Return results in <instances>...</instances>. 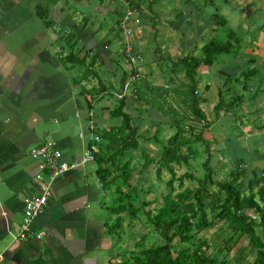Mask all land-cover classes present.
Instances as JSON below:
<instances>
[{
  "label": "crops",
  "instance_id": "1",
  "mask_svg": "<svg viewBox=\"0 0 264 264\" xmlns=\"http://www.w3.org/2000/svg\"><path fill=\"white\" fill-rule=\"evenodd\" d=\"M40 1L0 0V264H99L85 256L99 243L109 251L108 258L101 260L102 264H108L113 257L121 259L127 244L120 239L111 241L105 227L107 221L101 222L94 211L96 207L104 210L102 200L108 202L109 198L96 177V168L90 165L94 162L80 165L54 181L48 204L33 223L35 233H45L41 240L35 237L26 242L12 239L11 234L17 232L23 216L22 200L39 192L35 177L44 173L39 160L32 158L29 152L51 141L61 152L62 161H80L90 138L89 118L97 129L112 124L109 111L115 103L113 96L122 92L124 78L127 80L133 73H137L139 79L131 85V91L124 94L125 111L132 117L139 135L150 138L155 124L167 121L138 102L134 92L156 86L184 88L183 72H173L169 60H177L188 52L200 56L201 48L209 40L204 43L195 37L191 43L189 30L214 31L217 26L211 16L220 15L214 3L219 4L221 0H128L139 19L130 38L134 52L143 58L137 68L122 53L124 38L118 21L123 8L119 1L46 2L52 23L48 28L37 15ZM238 1L222 0L240 10V4L251 9L250 0ZM71 2L82 12L72 13ZM256 11L263 13V10ZM73 14L81 20L75 22ZM254 23L264 30V22L259 17ZM58 28L60 33L56 32ZM179 29L186 30L185 34H180ZM68 35L73 38L72 49L66 44ZM240 40L248 44L249 39ZM249 43L264 47V35ZM70 51L79 60L84 58L85 64L71 66L63 62ZM236 61L238 69L233 76L220 70L222 80L217 85L213 81L197 85L198 93L205 98V113L206 107L212 108L216 103L218 88H226V79L230 96L243 99L242 104L226 113V117L220 115L204 133V138L214 143L213 169L224 178L238 166L246 177L264 171V50L255 55L246 53ZM86 68L94 75L87 80L82 78ZM248 71L254 73L248 83L235 82ZM200 74L208 75L206 68L201 69ZM75 78L80 79L77 84H73ZM99 81L105 87V95H99L93 110L88 112L80 96L81 86L86 83L88 88L98 86ZM205 85L208 86L206 92ZM108 94L113 96L108 98ZM224 121L229 122L227 130ZM153 168V165L149 167ZM138 181L147 179L137 178L131 185ZM147 184L146 189L151 188V178ZM245 239L243 235L239 241ZM223 240L224 237L220 247Z\"/></svg>",
  "mask_w": 264,
  "mask_h": 264
},
{
  "label": "trees",
  "instance_id": "2",
  "mask_svg": "<svg viewBox=\"0 0 264 264\" xmlns=\"http://www.w3.org/2000/svg\"><path fill=\"white\" fill-rule=\"evenodd\" d=\"M56 2L47 0L51 4ZM36 10L44 26L51 27L47 4L38 5ZM211 20L215 26L226 25L218 13H214ZM72 39L70 35L66 38L71 49ZM227 39L226 42L210 39L201 48L199 57L188 52L177 60H169L173 72L181 70L184 74L183 89L164 86L136 89V100L167 121L155 124V132L150 138L139 135L132 117L125 111L126 99L107 95L108 98L113 96L115 101L109 111L112 124L107 128H96L92 139L86 142V148L90 145L98 148L93 162L96 177L109 197L108 202L102 200L101 203L109 215L105 224L107 234H117L120 239L124 227L134 229L139 223L144 225L145 221L155 233V239L159 241L160 237L161 240L159 244L156 241L150 247H144L143 237L134 243V249L121 255L120 260L110 259L108 264H230V253L243 235L247 236L254 251L251 264H264V171L251 173L252 178L246 181L245 171L238 166L230 170L225 179L219 178L212 166L214 143L204 138L213 123L203 110L205 98L197 91V77L201 69L214 64L217 56L230 54L242 46V41L236 39L232 31ZM62 60L71 66L85 64L84 58L79 60L71 51ZM253 75L248 71L235 82L246 84ZM90 76L94 75L86 68L82 78L87 80ZM79 80L73 79V84ZM125 81L126 78L123 84ZM227 82L228 79L224 82L225 89L218 88L217 91V100L212 107L215 119L243 102L242 96H230ZM242 89L246 90V87ZM207 90L205 85L204 92ZM99 95H105V87L100 81L98 86H81L80 96L88 112L93 110ZM162 126L172 131L167 138L162 136ZM145 143L156 147L158 155L148 156L143 149ZM133 156H141L143 161H135ZM193 163L199 174L195 173ZM151 165L157 181L165 188L159 205L153 208L149 207L157 202L154 197L141 198L150 189L130 183L132 172L140 167L137 174L143 177ZM177 167H185L186 171L178 174ZM163 174L168 176L166 180H163ZM185 183L190 185L185 186ZM222 222L230 228L229 236L212 256L204 233ZM175 240H178V246L174 245Z\"/></svg>",
  "mask_w": 264,
  "mask_h": 264
},
{
  "label": "rangeland",
  "instance_id": "3",
  "mask_svg": "<svg viewBox=\"0 0 264 264\" xmlns=\"http://www.w3.org/2000/svg\"><path fill=\"white\" fill-rule=\"evenodd\" d=\"M241 1L242 0H240L238 2H241ZM250 1L252 2V6H251L252 10L244 7L243 4H240L242 10L237 9V8H234L231 3H228V4L223 3L222 0L219 4L214 3V7L219 8L220 15L226 21V25L217 26L214 31L210 30V31L202 32L201 30L195 29V28H192L191 30H189L190 31L189 36H190V39L192 40L191 43L194 42L195 37H198V40H203L204 43L207 42L208 40L212 39V38H214L218 41H221V42H226L228 40L227 35L231 31L235 34L236 39H242V40L245 38L249 39L248 44H247V42L243 43L242 46L240 47V49L235 50L234 52H232L230 54H222V55L217 56L214 64L211 67L206 68L208 75H201L200 74V76L197 77L199 84H205L208 81H213V82H215V84L220 82V79H221V76L219 74L220 70L226 72L229 76H233L235 70L238 69L236 67V65L238 64L236 59H238L241 55H244L246 53L255 55L256 53H259L261 51V49L264 50V47L255 46V45L249 43V42H253L254 40L258 39L261 35H264V30H260L258 28V26L254 23V22H256L258 17L260 18V20L262 22H264V0H250ZM46 2H47V0H41L39 3L41 5V7H43V6H45ZM70 6L73 8L72 13L82 12L81 8L73 2H71ZM256 10H263V13L260 15V13H259L260 11L257 12ZM253 17H254V22H251V19ZM72 18L75 19V22H78L81 20V18L75 14L72 15ZM179 30H180L179 31L180 34H185L184 32H186V30H184V29H179ZM56 32L60 33L61 29L58 28ZM133 38H134V36H133ZM123 50H124V47H123ZM171 50L173 51L174 48H171ZM122 53H124V51ZM142 60H143V58H142ZM138 64L136 65L135 68L138 67ZM221 82H223V81H221ZM161 83L163 84L164 81H161ZM87 85L88 84L86 83L85 86L87 87ZM130 91H131V88L127 89L126 93H129ZM203 108H204V106H203ZM206 114H207L208 119H210V121L213 124H215L217 119H219V118L215 119L214 113L212 112V108H210V107H206ZM223 116L226 117V113H223L222 117ZM224 123H225L224 129H226V130H227V128L229 129V126H228L229 122L226 123V121H224ZM215 126L217 128L219 127L218 125H215ZM162 127H163V135H162L163 138H166L172 134V131L169 130L167 127H165V126H162ZM218 129L222 131L221 128H218ZM204 136H205V134H204ZM208 140H210V139H208ZM143 149L146 150L147 155L158 154L157 148L154 147L153 145H151V143L145 144V146H143ZM133 157L135 158L134 159L135 161H138V160L143 161L141 156H133ZM212 164H214L213 160H212ZM90 165L93 168H96V165L94 163H90ZM193 168H194L196 174L200 173L196 163H193ZM176 169H177L178 174H181V173L186 171L185 167H177ZM140 177L141 176L137 175V173H133L132 178H131V183H135L136 179L140 178ZM142 178L147 179L146 182H142V181L140 183H139V181L137 182L142 189H146V184L149 182L150 178H151V182L153 184H152L151 188H148V189H150L148 194H146V195H144L145 193L142 194L141 198L152 199V197H154V199L157 202L154 203L149 208H153V207L158 206L160 203V200H161L160 199L161 194L164 192L165 188L163 187L161 182L157 181V179L154 175V168H153V170L149 169V171L146 173V178L144 175ZM167 178H168V176L166 174H163V180H166ZM219 178L225 179L223 176H220V175H219ZM251 178H252L251 175L250 176L248 175L245 179H246V181H248ZM189 185H190L189 183H185V186H189ZM106 197L108 198V195H106ZM106 200L107 199H103V201H106ZM94 211L96 212L97 216H100L101 222L107 221L108 214L104 210L101 211L99 209V207H96L94 209ZM229 229L230 228L222 222L213 228H209L204 233V236L208 240V243H209L208 252L210 255H212V256L216 255V253H217L216 249L218 247H220L222 238L224 237V239H225V238H227V236H229ZM120 236H121L120 242L125 241V243L127 244L125 246L126 252L134 249V247H133L134 243L139 242L143 237H144V240L142 243H143L144 247H150L151 245H153L157 241V239H155V233L152 231V228L145 221H144V225L142 223L141 224L139 223L137 225V227L134 229L124 227V232L121 233ZM109 239L111 241H114V240L117 241L119 239V235L116 234L113 236H109ZM160 241L161 240L159 237V241H157V243L159 244ZM240 243H241V245H240ZM238 244L240 246H237ZM174 245H176V246L179 245L178 240H175ZM85 256L87 258L88 257L93 258L92 261H95L96 263L102 264V261H101L102 258L103 259L108 258L109 251H106L102 247V245L99 243L98 245L94 246L93 249H91V251H88V253H85ZM254 257H255L254 252L250 248L248 238L246 236L245 240H241V242L240 241L237 242V244L232 249V251L230 253V258H231L230 264H232V263L233 264H245V263L251 264L250 262H253ZM113 258L115 259V257H113Z\"/></svg>",
  "mask_w": 264,
  "mask_h": 264
},
{
  "label": "built area",
  "instance_id": "4",
  "mask_svg": "<svg viewBox=\"0 0 264 264\" xmlns=\"http://www.w3.org/2000/svg\"><path fill=\"white\" fill-rule=\"evenodd\" d=\"M117 1L121 3L123 8L122 16L118 21V28L124 38V56L133 67H136V65L142 61V57L134 52L130 38L133 33V27L139 24V19L136 17L134 10L131 9L128 0ZM138 79L139 76L137 73L129 75L123 85L122 92L116 95V97L119 99L123 98L126 90L131 88V85L137 82ZM89 115H91V113H89ZM87 129L91 134L90 139H92L96 125L91 118H89L87 122ZM97 152L98 148L95 145H90L89 148H86L80 161L67 163L62 161L61 152L55 148V144L51 141H46L42 145L30 150V156L39 160L40 169L43 170L44 173L37 174L35 177L39 192L36 195L24 197L22 200L23 216L17 232L11 234L14 241L26 242L32 237L41 240L45 236L43 231H38L36 233L33 231V223L35 218L41 215L46 208L48 199L52 194V185L54 181L80 165L93 162L94 154ZM1 259L2 257L0 256V261Z\"/></svg>",
  "mask_w": 264,
  "mask_h": 264
}]
</instances>
